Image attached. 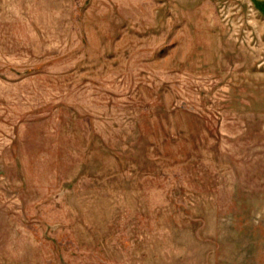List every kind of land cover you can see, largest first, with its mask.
<instances>
[{"label": "rangeland", "instance_id": "1", "mask_svg": "<svg viewBox=\"0 0 264 264\" xmlns=\"http://www.w3.org/2000/svg\"><path fill=\"white\" fill-rule=\"evenodd\" d=\"M0 264H264V0H0Z\"/></svg>", "mask_w": 264, "mask_h": 264}]
</instances>
